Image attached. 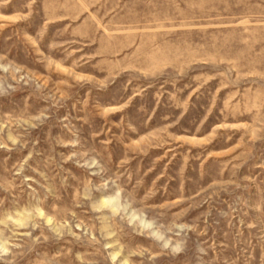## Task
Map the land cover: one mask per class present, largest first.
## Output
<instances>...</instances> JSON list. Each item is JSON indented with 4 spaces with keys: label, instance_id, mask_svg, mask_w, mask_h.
Here are the masks:
<instances>
[{
    "label": "rangeland",
    "instance_id": "374dc122",
    "mask_svg": "<svg viewBox=\"0 0 264 264\" xmlns=\"http://www.w3.org/2000/svg\"><path fill=\"white\" fill-rule=\"evenodd\" d=\"M0 264H264V0H0Z\"/></svg>",
    "mask_w": 264,
    "mask_h": 264
}]
</instances>
